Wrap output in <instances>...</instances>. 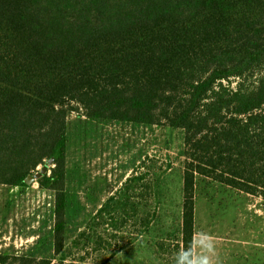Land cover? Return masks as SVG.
<instances>
[{
    "label": "trees",
    "instance_id": "16d2710c",
    "mask_svg": "<svg viewBox=\"0 0 264 264\" xmlns=\"http://www.w3.org/2000/svg\"><path fill=\"white\" fill-rule=\"evenodd\" d=\"M73 112L183 131L182 250L195 248L199 175L264 200V0H0V184L54 192L56 255ZM15 261L0 254L52 263Z\"/></svg>",
    "mask_w": 264,
    "mask_h": 264
},
{
    "label": "rangeland",
    "instance_id": "374dc122",
    "mask_svg": "<svg viewBox=\"0 0 264 264\" xmlns=\"http://www.w3.org/2000/svg\"><path fill=\"white\" fill-rule=\"evenodd\" d=\"M68 123L65 251L54 250V192L34 180L24 188L0 184V254L12 263L24 256L51 264H175L182 251L183 131H118L75 112ZM201 233L215 242L214 264H264L263 198L199 175L195 243Z\"/></svg>",
    "mask_w": 264,
    "mask_h": 264
},
{
    "label": "clouds",
    "instance_id": "9594fccd",
    "mask_svg": "<svg viewBox=\"0 0 264 264\" xmlns=\"http://www.w3.org/2000/svg\"><path fill=\"white\" fill-rule=\"evenodd\" d=\"M215 242L207 233H201L195 248L189 246L178 252L175 264H214Z\"/></svg>",
    "mask_w": 264,
    "mask_h": 264
},
{
    "label": "water",
    "instance_id": "95a60500",
    "mask_svg": "<svg viewBox=\"0 0 264 264\" xmlns=\"http://www.w3.org/2000/svg\"><path fill=\"white\" fill-rule=\"evenodd\" d=\"M46 171H47V167H44V168L42 169V172L45 173ZM34 179H35V178L31 176L29 182L31 183L32 181H34Z\"/></svg>",
    "mask_w": 264,
    "mask_h": 264
}]
</instances>
